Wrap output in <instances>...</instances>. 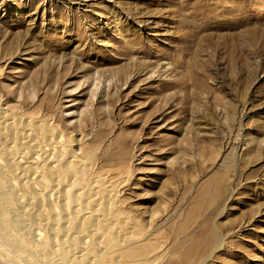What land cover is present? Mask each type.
Instances as JSON below:
<instances>
[{
  "label": "rangeland",
  "instance_id": "374dc122",
  "mask_svg": "<svg viewBox=\"0 0 264 264\" xmlns=\"http://www.w3.org/2000/svg\"><path fill=\"white\" fill-rule=\"evenodd\" d=\"M0 121V264H264V0H0Z\"/></svg>",
  "mask_w": 264,
  "mask_h": 264
},
{
  "label": "bare ground",
  "instance_id": "6f19581e",
  "mask_svg": "<svg viewBox=\"0 0 264 264\" xmlns=\"http://www.w3.org/2000/svg\"><path fill=\"white\" fill-rule=\"evenodd\" d=\"M0 122H2V121H0ZM2 123H0V125H1ZM3 126H4V124H2ZM6 125V124H5ZM7 125H9V124H7ZM7 125H6V127H7ZM11 126H12V124H11ZM11 126H9L10 127V129H11ZM3 131H4V128H2V127H0ZM14 128V130H15V128H17V127H12V129ZM7 130H9L8 128H6ZM12 129H11V131H12ZM1 130V131H2ZM29 130V129H28ZM2 131V132H3ZM50 131V130H49ZM5 132H6V130H5ZM8 132V131H7ZM6 132V133H7ZM17 132V129L15 130V132L13 131V133L15 134ZM4 133V132H3ZM9 133V132H8ZM11 133V132H10ZM5 134V133H4ZM7 136L5 137L6 139L9 137L8 136V134H6ZM16 135V134H15ZM18 135V134H17ZM12 136H14L13 134H12ZM10 137V138H13V137ZM38 137H40L39 135H37ZM44 136H46V135H44ZM14 137H16V136H14ZM9 138V139H10ZM37 138V137H36ZM35 138V139H36ZM52 138V137H51ZM51 138H50V140H51ZM36 140H38V138L36 139ZM36 144H38V143H40V138H39V142L37 143V141H34ZM33 142V143H34ZM51 143V142H50ZM54 143V142H53ZM41 144V143H40ZM39 145V144H38ZM37 145V147H35V146H33V147H35L34 148V150L32 151V152H34V154L33 155H30V156H28L27 158H26V160H25V162H24V164L21 166V167H19V169L20 170H15L16 169V167H14V166H19V165H17L18 163H19V161H20V159H22L21 157H19V155L18 156H13V158L11 159H9L8 160V166L9 167H12L11 169H13L14 170V172L15 173H17L18 175H19V178H21L22 180H20V183H21V181H22V187L24 188L25 186H30V185H33L32 187H34L35 189H37V186L35 185L34 186V184H39V182L41 181V180H43V178L45 177V174L47 173V174H52L53 172H55V171H58V170H66V167H67V165H69V164H71V162H73V159H71L70 157L69 158H67V160L64 162V164H61V163H59V161H55V160H53L52 159V156L50 157L47 153H46V156L44 155L45 154V151H43L42 153H44L43 155H41V154H38V153H40L39 151H42V149L44 148V147H40V150H39V146ZM51 145V144H50ZM38 148V150L36 151V149ZM45 150V149H44ZM51 154V153H50ZM14 155V154H13ZM38 155H41V156H43V157H41L42 159H41V161H39V158H38ZM16 164V165H15ZM21 164V163H20ZM1 166V165H0ZM4 166H6V165H4ZM70 168V167H69ZM1 169H3V167H0V173H2L3 172V170H1ZM18 169V168H17ZM5 170V169H4ZM7 170V169H6ZM9 170V169H8ZM10 171V170H9ZM59 173V172H58ZM57 172H56V174H58ZM86 174V173H85ZM48 176V175H47ZM53 176H55V175H53ZM57 176V175H56ZM49 177V176H48ZM47 179V178H46ZM52 179V178H51ZM53 179H55V177L53 178ZM44 180H45V178H44ZM43 180V181H44ZM50 181V179L48 178L47 179V181ZM52 182V181H51ZM77 182V181H76ZM42 183V182H41ZM40 183V184H41ZM53 183V182H52ZM52 183H51V185H52ZM48 184H49V182H48ZM48 184H47V186H48ZM1 185H2V179L0 178V188H1ZM45 185V184H44ZM44 185H43V188H44ZM51 185H50V187H51ZM70 185V184H69ZM74 185V184H73ZM7 187L4 189V192H3V195H4V197H6V196H12L13 194L14 195H20V193H19V188H20V186H19V188L18 187H15L14 185H12V182L11 181H9V185H6ZM26 187V189L27 188H30V187ZM39 186H42V184L41 185H39ZM21 187V188H22ZM49 187V186H48ZM73 187V186H72ZM20 188V189H21ZM22 188V189H23ZM34 188H32L33 190H34ZM42 188V187H41ZM55 188H57V187H55ZM55 188H46V190L47 189H49V192L47 193L48 195H54V193H53V191H55ZM61 188V187H60ZM68 186L64 189V192H63V194H65V195H67L68 196V193L67 192H69V191H67L69 188H71V187H69L68 189ZM25 189V188H24ZM31 189V190H32ZM78 189V188H77ZM102 189V188H101ZM32 190V191H33ZM70 190V189H69ZM71 190H72V188H71ZM76 190V189H75ZM79 190H81V189H79ZM79 190H77V191H79ZM94 190V189H93ZM96 190V189H95ZM94 190V191H95ZM22 191V190H21ZM30 191V190H29ZM61 191V190H60ZM62 191H63V189H62ZM67 191V192H66ZM85 191H86V189H85ZM94 191H91L92 193L94 192ZM24 192V191H23ZM25 192H26V190H25ZM43 192V191H42ZM67 194H66V193ZM83 192V191H82ZM81 192V193H82ZM87 192V191H86ZM75 193V192H74ZM84 193V192H83ZM88 193V192H87ZM86 193V194H87ZM24 194V193H23ZM44 194H46L45 192H44ZM46 194V195H47ZM59 194H62V193H59ZM70 195H72V192H70L69 193ZM69 195V196H70ZM74 195V194H73ZM95 195V194H94ZM76 196V195H75ZM74 196V197H75ZM70 197H73V196H70ZM2 213V212H1ZM9 235H6V238L8 237ZM41 237V236H40ZM39 237V233H38V239L40 238ZM5 238V237H4ZM9 238V237H8ZM36 238V237H35ZM0 240H3L2 238H0ZM6 241V240H5ZM1 242V241H0ZM5 242H3V244H4ZM21 243V242H20ZM3 244L1 243L0 244V246L2 245L3 246ZM22 244H24V243H22ZM5 245V244H4ZM45 247L44 248H47L50 252H52L53 251V247H51L50 246V244H43ZM28 246V245H27ZM36 246V245H35ZM50 246V247H49ZM25 247V246H24ZM8 247H7V245H6V248L5 249H7ZM33 248V247H32ZM2 249V248H1ZM30 249V248H29ZM10 250H11V248H10ZM26 250V249H25ZM37 250H39V249H37ZM45 250V249H44ZM57 250V252H58V249H56ZM7 253V255H8V251H6ZM11 252V251H10ZM33 252V251H32ZM48 252V251H47ZM61 252H63V251H61ZM13 253V252H12ZM18 253V252H17ZM21 253V252H20ZM49 253V252H48ZM70 253V252H69ZM4 254H5V252H4ZM5 254V257L7 256ZM16 254V253H15ZM25 254V253H24ZM32 254V253H31ZM35 254H36V252H35ZM39 254V253H38ZM51 254V253H50ZM9 255H11L10 253H9ZM8 255V257H9V259H10V257H11V259H12V255L11 256H9ZM19 255V254H18ZM17 255V256H18ZM27 255V254H26ZM29 255V254H28ZM15 256V255H14ZM17 256H16V258H17ZM51 256V255H50ZM69 256V255H68ZM7 257V258H8ZM30 257V256H29ZM44 257H45V254H44ZM15 258V259H16ZM23 258V257H22ZM69 258H70V256H69ZM72 258V257H71ZM15 259H13V261L15 260ZM38 259V258H37ZM68 259V258H67ZM22 260V259H21ZM16 261H20V258H18V259H16ZM24 262V261H23ZM70 262V261H69ZM14 264H15V262H13ZM19 264H20V262H18ZM29 262H27V264H28ZM12 264V263H11Z\"/></svg>",
  "mask_w": 264,
  "mask_h": 264
}]
</instances>
